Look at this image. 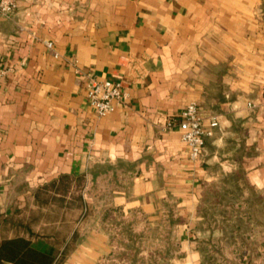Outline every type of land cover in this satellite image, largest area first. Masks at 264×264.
<instances>
[{"label": "crops", "instance_id": "1", "mask_svg": "<svg viewBox=\"0 0 264 264\" xmlns=\"http://www.w3.org/2000/svg\"><path fill=\"white\" fill-rule=\"evenodd\" d=\"M16 2L0 15V239L61 222L44 211L64 198L90 227L62 264H97L110 222L196 216L239 170L264 191V0ZM86 73L122 78L125 103L98 115ZM190 101L222 125L198 162L178 125Z\"/></svg>", "mask_w": 264, "mask_h": 264}, {"label": "rangeland", "instance_id": "2", "mask_svg": "<svg viewBox=\"0 0 264 264\" xmlns=\"http://www.w3.org/2000/svg\"><path fill=\"white\" fill-rule=\"evenodd\" d=\"M218 187L217 183L203 191L208 198L196 216L182 214L174 207L171 215L163 212L158 220L149 221L138 210L132 219L110 222L107 228L112 249L97 264H264V227L254 220L249 222L245 212L251 208L263 220L264 213L243 204L259 189L243 185L234 195L233 209L220 199L224 192L219 195ZM225 194L233 197L232 192Z\"/></svg>", "mask_w": 264, "mask_h": 264}, {"label": "trees", "instance_id": "3", "mask_svg": "<svg viewBox=\"0 0 264 264\" xmlns=\"http://www.w3.org/2000/svg\"><path fill=\"white\" fill-rule=\"evenodd\" d=\"M237 131H242V127L236 126ZM206 147L211 151L214 145L211 144L210 139L206 140ZM234 151V155L240 152V147H230ZM220 199L223 197V203L227 206L235 209L236 199L235 193L241 190L243 185H246L242 173L239 171L229 173L222 180L218 182ZM217 183H211L205 191L210 190L213 185ZM248 187V185H247ZM254 190V189H253ZM256 191V190H254ZM232 192L233 197H229L225 194ZM254 198H245L243 202L244 206L257 207L261 214L264 213V192L257 191L254 193ZM208 197H204L201 200L200 208L205 205V200ZM69 202L66 199H60V206L58 208H47L44 211L45 214L58 215L61 222L45 221L42 225V230L35 231L33 225L35 222L23 223V235H15L11 237H4L0 239V264H62L68 258V254L71 250L77 247L86 237V232L90 226L86 227L84 232L79 227L78 220L82 219L84 212L79 211L78 207H72L68 205ZM104 209V208H103ZM251 209V208H250ZM245 212L249 222H259L261 227H264V220L261 217H256L252 210ZM113 208H105L104 219H107L112 214ZM100 211L96 210L95 214H99ZM204 217V216H203ZM55 218V217H54Z\"/></svg>", "mask_w": 264, "mask_h": 264}, {"label": "built area", "instance_id": "4", "mask_svg": "<svg viewBox=\"0 0 264 264\" xmlns=\"http://www.w3.org/2000/svg\"><path fill=\"white\" fill-rule=\"evenodd\" d=\"M17 8L16 0H0V15L11 16ZM53 48V42H47ZM57 55L58 53L55 52ZM4 70L0 68V76ZM87 80L88 99L91 106L100 116L115 111L119 104L125 103L129 93L122 78L117 80L101 79L92 73L84 74ZM249 105L253 106L252 103ZM178 125L182 130L181 138L188 147L189 157L200 161L206 152V140L221 129L219 115H206L195 101L188 102L182 109Z\"/></svg>", "mask_w": 264, "mask_h": 264}]
</instances>
